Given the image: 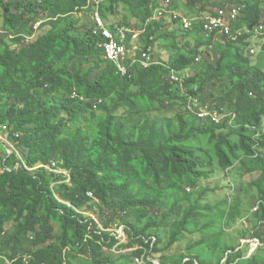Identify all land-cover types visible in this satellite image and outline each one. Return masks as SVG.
I'll return each instance as SVG.
<instances>
[{
    "label": "trees",
    "instance_id": "16d2710c",
    "mask_svg": "<svg viewBox=\"0 0 264 264\" xmlns=\"http://www.w3.org/2000/svg\"><path fill=\"white\" fill-rule=\"evenodd\" d=\"M208 1L184 0L195 12L183 13H212ZM260 1L218 0V5L244 4L232 28H256L264 24ZM156 3L105 0L100 4V13L114 31L147 24L138 42L144 48L151 45L155 62L148 67L136 64L133 72L121 75L105 58L99 46L102 38L93 33V19L80 14L87 0H0L6 31L16 32L13 39L19 41L16 49L0 39V101L6 97L0 103V130L7 126L4 131L14 146L9 155L14 164L0 157V235L15 220V231L7 240L12 250L29 231L36 246L50 242L31 252L29 259L15 258L0 249L3 260L10 264H68L69 252L75 251L89 253L93 264H113L105 248L139 245L132 252L135 258L149 250L155 238L150 257L160 264L172 260H176L173 264H201L198 255L177 256L168 251L184 236L215 229L209 218L216 216L223 221L221 234L244 219L250 227L234 231L240 247L218 240L210 246L222 253L214 264H221L229 252L233 254L228 256V264H264L263 256L256 252L243 260L248 253L241 248L244 239L264 242V70L250 59L255 55L250 53L251 40L264 33L215 40L202 35L200 25L186 30L170 18L148 21ZM171 7L178 9L173 2ZM120 13L124 16L118 21L109 20L110 15ZM165 24L177 26L180 34L171 28L163 30ZM192 34L199 43L177 55L159 59L153 51L155 38L180 35L187 40ZM175 42L172 47L178 46ZM217 47L216 61L205 60L206 52ZM200 61L203 65L197 69ZM172 69L191 70L185 83L188 92L197 93L201 104L233 112L237 115L234 122L200 119L189 108L190 99L181 86L169 80ZM76 116L86 123L70 128L67 120ZM213 157L222 172L241 162L249 173H259L252 186L259 193L255 203L261 202V207L250 215L252 219L243 216L242 201L231 191V184L232 195L227 193L213 210L209 205L200 206L185 191L212 177ZM53 161L67 173L45 167ZM89 191L94 198L88 196ZM89 211L95 216L85 214ZM217 211L221 212L218 216ZM206 214L208 222L201 225ZM116 223L124 225L129 243H121L117 231L109 230ZM204 243L201 240L189 249Z\"/></svg>",
    "mask_w": 264,
    "mask_h": 264
},
{
    "label": "rangeland",
    "instance_id": "374dc122",
    "mask_svg": "<svg viewBox=\"0 0 264 264\" xmlns=\"http://www.w3.org/2000/svg\"><path fill=\"white\" fill-rule=\"evenodd\" d=\"M173 3L176 4L178 8L176 10L180 9L181 12H183L184 10L185 11L190 10L189 13L195 12V9L186 6L184 0H174ZM208 3L209 6L207 8L211 7L213 9L219 7L218 0H209ZM260 3L264 16V0H261ZM80 14L82 16H87L89 19L90 18L92 19L91 12L88 9L83 10ZM122 16H124L123 13H120L119 15L118 14L110 15L109 20L113 22L116 20L118 21L119 19H121ZM40 18H44V16H41ZM161 19L163 20V18ZM39 22H42V20ZM170 28L174 30L176 34H180L177 26H170V24H165L162 29L165 31H169ZM15 37H16V32L6 31L4 10L0 7V39H5L13 43L14 48L17 49L19 46V41L17 39L14 40L13 38ZM156 39L157 38L154 39L153 51L155 52V54L159 59L167 58L170 55L171 56L177 55L179 51L187 50L190 47H194L195 45H197V43H199V40L196 37H194L193 34L189 35L187 37V40H185L186 38L185 39L181 38L180 35H178L176 39L174 36H167V37L163 36L162 38H158L157 40ZM175 41H177L178 46L172 47L171 45L175 44L176 43ZM186 41L188 42L186 43ZM221 43L223 44V41ZM251 43L255 44V45L252 44V46L255 47L256 53L254 56H251L250 59L254 60L255 66H258L259 68H262L264 70V49H263L264 37L258 36L256 38H253L251 40ZM184 46L185 48L183 49ZM218 50L219 48L217 47L214 50L212 49L211 52L208 53L206 52V54L204 55L205 60L209 62L216 61ZM157 57L155 56L156 59ZM202 65L203 62L200 61L195 65V67L197 69H200ZM5 101H6V97L2 98L0 103L3 104L5 103ZM163 115H172V113H163ZM60 117H62L61 114ZM63 119L65 121L67 120L66 117ZM85 123H86L85 119L79 116H76L71 120H67V124L69 125L70 128L81 127ZM263 129H264V120H263ZM4 130L5 129L0 130V157L4 158V161L7 164L12 165L14 164V159L9 158V155L13 153L14 146L9 140L7 132H5ZM233 141L237 142L238 138L234 137ZM17 155L19 158H22L23 156L22 153L19 152H17ZM251 162L253 163V161ZM212 164L214 165V169H215V173L212 175V177L208 180L202 179L196 187H187L185 191L188 194H191L192 200L198 201L200 206L203 207L209 205L212 208V210L218 209L219 208L218 206L223 202L224 198L229 196L227 195V193H231V191H233V194L235 196H238L242 201L243 216L245 217L249 216V218L252 219L253 216L250 215L252 214V209L256 204L255 200L259 196L257 188L253 187L252 183L257 179L259 173L258 172L249 173L247 171L248 170L247 167H243L241 162H236L234 168L226 172L220 171V169L217 166L218 162L217 160H215L214 157L212 159ZM229 184H231L232 187H234L233 190L231 191L229 190L230 189ZM223 185L225 186V190ZM230 195H232V193ZM85 214L91 215L93 217L95 216L90 211L85 212ZM214 214L218 216L219 214H221V212L217 211ZM207 217H208L207 214L206 216L204 215L202 217L201 225L208 222ZM209 219L212 222V225L215 229L205 230L203 233H198L195 235L184 236V239L180 241L176 246H174L172 251L170 252L168 251V254L170 253L171 255H177V256L181 254L184 255L194 254L196 256L198 255V261L201 264H214L222 257V253L220 252L219 249L210 247L215 241L217 240L223 241V243L227 245H230L232 242H235L236 245L240 247L239 239L236 235V232L234 231L237 229V227L242 229L243 226L249 229L250 225L249 224L247 225L248 223L247 220L244 219L242 223H238L237 227L233 229H229V233L225 232V234H221L222 231L219 228L221 225H223L222 218H218L214 216V217H210ZM131 221L135 222L136 217L132 216ZM123 227L124 225L121 224L119 226V224L116 223L113 225L112 228H109V230L117 231L115 233L119 234V239H121V243H129L130 237L125 232ZM14 231H15V220H12L10 223L6 224L4 232L0 235V249L4 250L5 253L8 254L12 253V255L15 258L24 256L26 259H29L31 252L35 251L39 247H46L50 243L48 242L44 245L36 246L33 243V232L29 231L22 234L21 242L18 244L16 249L12 250L11 246H7V240L14 233ZM59 232H60L59 229L55 227V233L58 234ZM201 240L205 242L203 245L189 249V247L194 246V244H196L197 242H201ZM230 240L232 241L230 242ZM138 246L139 245L127 248L121 246L119 247L118 244L112 249L105 248L104 253L105 255L111 256L114 259L113 264H137L135 262L136 257L134 258L132 252L138 249ZM241 248H243L244 251L245 250L247 251L248 253L247 257L246 259H243V260H247V258H249L250 256L248 251V246L242 245ZM69 253L70 254L68 255L67 258L68 264H93V259L90 257L89 253L79 254L76 253L75 251H71ZM256 253H258L260 256H263L264 258V248H262V250ZM174 261L176 260H172L170 261V263L173 264ZM10 263H12L10 260L8 259L3 260L0 256V264H10ZM242 264H246V262H243Z\"/></svg>",
    "mask_w": 264,
    "mask_h": 264
},
{
    "label": "built area",
    "instance_id": "2783aa9c",
    "mask_svg": "<svg viewBox=\"0 0 264 264\" xmlns=\"http://www.w3.org/2000/svg\"><path fill=\"white\" fill-rule=\"evenodd\" d=\"M105 0H87L86 9L91 8L90 12L92 19L95 22V27L93 33L95 35L101 36V41L99 46L103 49L105 58L113 62L119 73L121 75H128L133 72V68L136 64L141 66L148 67L155 62L150 53L151 45L147 48H144L138 41L145 35L147 24L145 27L140 29L129 28V27H118L115 31L107 26L105 18L100 13V4ZM157 5L152 8V16L148 21L154 20H163L170 18L176 21L183 29L191 30L194 25H200L201 34L205 37L212 36L215 40H222L224 37H227L232 40H236L245 33H252L253 31L257 34L264 33V24H260L256 28H251L248 25L243 27L232 28V23L242 15V11L245 7L241 3H227L224 6H219L212 9V13H204L203 15H186L183 12L173 9L171 7L173 0H155ZM40 22L37 23L36 29L39 28ZM130 37V38H129ZM153 39V36L149 37ZM251 54L256 53V49L251 47ZM199 60V59H197ZM192 76L191 70H174L172 69L169 73V80L177 83L181 86L184 93L189 97V108L193 113H195L200 119H209L210 121L218 124L229 122L231 125L236 119L237 115L233 112H226V109L223 107L213 108L209 103L201 104L200 97L197 93L192 95L188 91L186 86V80ZM194 92L198 90V87L194 85L192 87ZM74 96H78L81 99L82 96H79L74 92ZM97 101L94 104V107L97 106ZM4 129L7 130V126H4ZM45 165H38V167ZM53 171H60L67 173V171L57 168V162L53 161L52 166H45ZM88 196L94 198V195L91 191L88 192ZM261 202H257L252 209V213H256L260 210ZM125 230V227H123ZM119 231V230H118ZM156 239H152L150 242V249H145V252L142 256L136 257L135 262L137 264H160L158 261L153 260L150 257L152 250L154 248ZM243 246H248L249 249V258L253 256L255 252L264 248V242L258 238L253 239H244L241 241ZM251 251V253H250ZM233 254L229 252L221 264H228V256ZM248 259V258H247ZM186 259L184 263L187 261ZM198 264V263H196Z\"/></svg>",
    "mask_w": 264,
    "mask_h": 264
},
{
    "label": "crops",
    "instance_id": "0c3cea01",
    "mask_svg": "<svg viewBox=\"0 0 264 264\" xmlns=\"http://www.w3.org/2000/svg\"><path fill=\"white\" fill-rule=\"evenodd\" d=\"M247 225H248V223H247Z\"/></svg>",
    "mask_w": 264,
    "mask_h": 264
}]
</instances>
